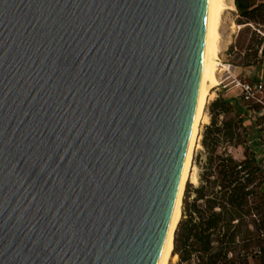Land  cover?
Masks as SVG:
<instances>
[{"label": "water", "instance_id": "obj_1", "mask_svg": "<svg viewBox=\"0 0 264 264\" xmlns=\"http://www.w3.org/2000/svg\"><path fill=\"white\" fill-rule=\"evenodd\" d=\"M209 0H0V264H158Z\"/></svg>", "mask_w": 264, "mask_h": 264}, {"label": "trees", "instance_id": "obj_2", "mask_svg": "<svg viewBox=\"0 0 264 264\" xmlns=\"http://www.w3.org/2000/svg\"><path fill=\"white\" fill-rule=\"evenodd\" d=\"M234 2L244 31L264 26V0ZM255 43L256 57L264 39H253L247 49ZM245 56V66L256 63ZM263 108L242 93H219L210 103L198 184L186 187L174 236L178 264H264V165L258 158V149L264 150ZM229 147H241L243 157L236 158Z\"/></svg>", "mask_w": 264, "mask_h": 264}, {"label": "rangeland", "instance_id": "obj_3", "mask_svg": "<svg viewBox=\"0 0 264 264\" xmlns=\"http://www.w3.org/2000/svg\"><path fill=\"white\" fill-rule=\"evenodd\" d=\"M225 23L222 27L221 34H222V41L220 45V54L218 62L219 71L218 75V84L213 89L214 97H217L219 93H223L226 97H239L241 94V87L239 85L242 81H250L257 80L261 75L264 77V52H262V48L264 47V43L260 45V49L258 50L257 56L255 57V49L256 43L252 45V49H247L249 43H252L253 39L256 41L262 37L264 39V26L259 27V29L251 28V31H244L243 26L239 25L237 20L239 19L237 9L234 11H229L226 14ZM242 29V30H241ZM256 30V35L252 34V31ZM248 53V59L251 63L256 62L255 64H251L250 66H245L244 63L246 61L245 54ZM262 60V63L259 61ZM211 99L205 108V114L207 115L209 121L208 123H203L201 125L200 130V139L199 144L200 147L196 149L195 157H194V164L197 167V174L199 179L200 173V164L203 163L205 154L203 151L202 139L205 127L210 123V110L209 105L212 102ZM262 105V104H261ZM263 106V105H262ZM261 113H264V110H261ZM261 114H255L252 118H249L247 123L251 124L254 122ZM264 129V125H263ZM229 151L236 157L242 158L243 157V149L229 147ZM258 158L264 165V150L258 149ZM194 185L190 182V180L186 183L183 196H182V204H183V197L184 192L186 190L187 185ZM182 217V215H181ZM170 264H178V257L175 261L170 262ZM251 264H257V262L252 261Z\"/></svg>", "mask_w": 264, "mask_h": 264}, {"label": "bare ground", "instance_id": "obj_4", "mask_svg": "<svg viewBox=\"0 0 264 264\" xmlns=\"http://www.w3.org/2000/svg\"><path fill=\"white\" fill-rule=\"evenodd\" d=\"M236 10L234 0H209L208 1V15H207V31L205 54L203 63V72L201 79V87L199 100L197 105L196 116L193 124L192 134L189 141L181 183L173 216L171 220L170 229L159 258L158 264H170L178 257L173 253L174 250V236L178 223L182 215V194L186 183L190 180L193 184L198 183L197 167L194 164V157L196 149L200 147V130L203 123H208L209 119L205 114V108L208 102L213 99V89L218 84V62L220 54V45L222 41L221 30L225 23L226 14L229 11Z\"/></svg>", "mask_w": 264, "mask_h": 264}, {"label": "built area", "instance_id": "obj_5", "mask_svg": "<svg viewBox=\"0 0 264 264\" xmlns=\"http://www.w3.org/2000/svg\"><path fill=\"white\" fill-rule=\"evenodd\" d=\"M241 93L246 100L262 104L264 107V79L258 81H242L239 83ZM264 110V108H263Z\"/></svg>", "mask_w": 264, "mask_h": 264}, {"label": "crops", "instance_id": "obj_6", "mask_svg": "<svg viewBox=\"0 0 264 264\" xmlns=\"http://www.w3.org/2000/svg\"><path fill=\"white\" fill-rule=\"evenodd\" d=\"M260 78H263V75H261V76L259 77V79H260Z\"/></svg>", "mask_w": 264, "mask_h": 264}]
</instances>
